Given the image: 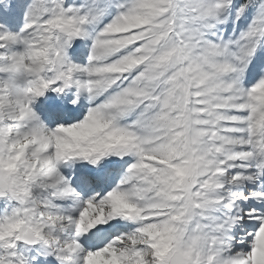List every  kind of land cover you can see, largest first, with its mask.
<instances>
[{"label":"snow or ice","instance_id":"snow-or-ice-1","mask_svg":"<svg viewBox=\"0 0 264 264\" xmlns=\"http://www.w3.org/2000/svg\"><path fill=\"white\" fill-rule=\"evenodd\" d=\"M0 264H264V0H0Z\"/></svg>","mask_w":264,"mask_h":264}]
</instances>
